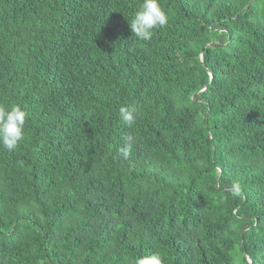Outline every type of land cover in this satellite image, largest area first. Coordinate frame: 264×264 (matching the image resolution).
I'll return each instance as SVG.
<instances>
[{"label":"trees","instance_id":"1","mask_svg":"<svg viewBox=\"0 0 264 264\" xmlns=\"http://www.w3.org/2000/svg\"><path fill=\"white\" fill-rule=\"evenodd\" d=\"M141 2L0 0V264H264V0Z\"/></svg>","mask_w":264,"mask_h":264},{"label":"clouds","instance_id":"2","mask_svg":"<svg viewBox=\"0 0 264 264\" xmlns=\"http://www.w3.org/2000/svg\"><path fill=\"white\" fill-rule=\"evenodd\" d=\"M168 23V16L160 6L159 0H142L139 8L134 12L129 23L133 35L141 41H149L153 31L164 27ZM134 109L120 107L119 116L126 126L135 123ZM27 113L19 105L0 106V144L9 151L17 149L25 137V123ZM125 143L119 149L124 158L129 157L132 149V137H123ZM230 191L239 195L241 185L233 181ZM135 264H164L163 257L158 252H152L135 258Z\"/></svg>","mask_w":264,"mask_h":264}]
</instances>
